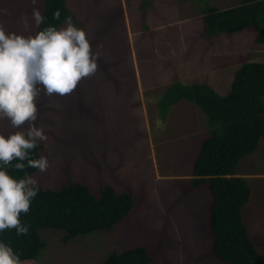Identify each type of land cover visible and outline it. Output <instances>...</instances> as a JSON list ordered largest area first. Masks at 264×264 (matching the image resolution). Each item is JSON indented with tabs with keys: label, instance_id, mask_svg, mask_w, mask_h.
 Wrapping results in <instances>:
<instances>
[{
	"label": "rangeland",
	"instance_id": "rangeland-1",
	"mask_svg": "<svg viewBox=\"0 0 264 264\" xmlns=\"http://www.w3.org/2000/svg\"><path fill=\"white\" fill-rule=\"evenodd\" d=\"M141 1L67 0L93 49L103 45L102 56L98 71L71 94H41L36 123L46 129L41 153L49 167L31 175L39 187L58 188L72 179L98 193L110 184L129 191L135 207L109 231L68 238L62 230L40 229L47 247L23 264H104L108 253L139 244L152 250V264H226L211 252V193L189 185L210 134L208 118L194 102L181 100L163 119L157 103L176 80L206 82L227 94L242 63L264 61V44L252 27L204 36L206 1L226 8L239 0H152L145 11ZM34 7L42 13L43 1L0 0V21L24 32L21 16L27 14L30 29L24 34L35 35ZM19 130L0 119L5 135ZM237 169L251 183L244 220L264 253V138Z\"/></svg>",
	"mask_w": 264,
	"mask_h": 264
},
{
	"label": "trees",
	"instance_id": "trees-1",
	"mask_svg": "<svg viewBox=\"0 0 264 264\" xmlns=\"http://www.w3.org/2000/svg\"><path fill=\"white\" fill-rule=\"evenodd\" d=\"M45 27L60 28L66 18L81 27L67 0H42ZM152 0H142L147 10ZM59 19L54 18L56 11ZM203 34L214 38L221 33H234L252 27L256 41L264 44V0H239L236 5L221 8L206 1L201 9ZM181 100L194 102L206 114L210 134L201 143L193 162L190 188L206 186L211 193L209 227L213 242L211 252L226 264H264V253L255 245L244 220L243 209L252 195L249 177L238 173L239 162L255 151L264 138V61H247L236 70L227 94L219 93L206 82L185 83L180 80L166 87L158 100L159 115L166 119L172 107ZM43 142L30 152V158L42 155ZM14 160L8 172L16 179L32 175L36 168L15 169ZM135 207L129 191H118L107 184L94 192L88 184L70 179L58 188L39 187L27 214L21 221L29 227L27 235L16 231L0 233V240L11 245L22 261L37 260L47 247L40 229L65 231L68 238L96 231H109L125 219ZM154 254L145 244L110 252L104 264H152Z\"/></svg>",
	"mask_w": 264,
	"mask_h": 264
},
{
	"label": "clouds",
	"instance_id": "clouds-1",
	"mask_svg": "<svg viewBox=\"0 0 264 264\" xmlns=\"http://www.w3.org/2000/svg\"><path fill=\"white\" fill-rule=\"evenodd\" d=\"M38 0H31L36 5ZM60 12L54 13L59 19ZM32 18L39 26L45 19L34 7ZM24 32L30 24L27 14L21 16ZM10 31L0 21V119L10 121L20 129L5 135L0 132V233L15 230L18 236L27 235L29 227L22 223L21 214H27L39 186L37 178L25 174L16 179L8 172L14 160L17 170L27 167L47 171L49 160L41 155L30 158V152L40 141H47L44 125H37L41 94L66 96L85 78L98 71L102 44L93 49L89 32L77 27L71 17L60 28L49 26L35 35ZM27 125V127H25ZM0 264H23L20 254L0 240Z\"/></svg>",
	"mask_w": 264,
	"mask_h": 264
}]
</instances>
